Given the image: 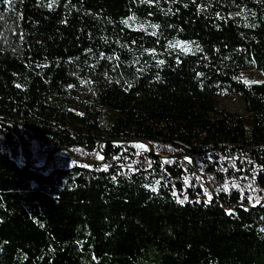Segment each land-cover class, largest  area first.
<instances>
[{"label":"trees","instance_id":"obj_1","mask_svg":"<svg viewBox=\"0 0 264 264\" xmlns=\"http://www.w3.org/2000/svg\"><path fill=\"white\" fill-rule=\"evenodd\" d=\"M0 264H264V0H0Z\"/></svg>","mask_w":264,"mask_h":264},{"label":"rangeland","instance_id":"obj_2","mask_svg":"<svg viewBox=\"0 0 264 264\" xmlns=\"http://www.w3.org/2000/svg\"><path fill=\"white\" fill-rule=\"evenodd\" d=\"M216 105L223 110L237 115H246V105L238 94H220L216 98Z\"/></svg>","mask_w":264,"mask_h":264},{"label":"water","instance_id":"obj_3","mask_svg":"<svg viewBox=\"0 0 264 264\" xmlns=\"http://www.w3.org/2000/svg\"><path fill=\"white\" fill-rule=\"evenodd\" d=\"M142 145L148 147L149 151L152 153V148L150 147L149 144H147V143H142ZM58 151H64L66 154L70 155V156H71L72 158H74L75 160L83 161V162H86V163H89V164H92V163H93L92 161H88V160H86V159H82V158H79V157L75 156V155H74L71 151H69V150L61 149V150H58ZM58 151H52V152L49 154V156L46 158V160L44 161V163H42V164H36V165H32V164H29V163H28V157H27V154H26L25 149L23 148V160L25 161V164H26L27 166L35 167V168H39V167L45 165V163H46V161L49 159L50 155H52L53 153L58 152ZM155 155H159V156H161V157H165V155H163V154H155ZM104 157H105V156H104V154L102 153V158H101L99 161H97L96 163H101V162L104 160ZM193 168L195 169V166H193ZM208 185H209V184H208Z\"/></svg>","mask_w":264,"mask_h":264},{"label":"snow or ice","instance_id":"obj_4","mask_svg":"<svg viewBox=\"0 0 264 264\" xmlns=\"http://www.w3.org/2000/svg\"><path fill=\"white\" fill-rule=\"evenodd\" d=\"M183 201H181V203H182ZM229 214H231V213H229Z\"/></svg>","mask_w":264,"mask_h":264}]
</instances>
